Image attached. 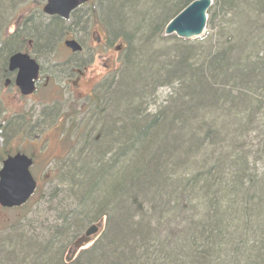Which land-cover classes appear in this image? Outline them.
<instances>
[{
    "label": "trees",
    "instance_id": "trees-1",
    "mask_svg": "<svg viewBox=\"0 0 264 264\" xmlns=\"http://www.w3.org/2000/svg\"><path fill=\"white\" fill-rule=\"evenodd\" d=\"M191 1L179 0L168 13ZM213 1L203 38L175 45L174 59L160 63L145 53L144 64H127L129 86L143 83L133 95L122 87L110 94L111 113L105 86L95 107L99 131L84 138L90 143L82 159L68 160L73 186L60 192V221L45 234L0 239V264H264V153L244 139L254 131L264 138V0ZM31 28L46 51L62 33L55 22ZM11 47L9 40L0 48V75ZM159 87L170 94L148 115L146 99ZM131 155L141 163L132 164ZM101 214L108 228L75 259L62 260L58 240Z\"/></svg>",
    "mask_w": 264,
    "mask_h": 264
},
{
    "label": "rangeland",
    "instance_id": "rangeland-1",
    "mask_svg": "<svg viewBox=\"0 0 264 264\" xmlns=\"http://www.w3.org/2000/svg\"><path fill=\"white\" fill-rule=\"evenodd\" d=\"M178 1L179 0H92L89 6L83 7L74 13L68 22L58 23L62 32L64 30L69 31L72 25H77V29H73L76 30V32L70 33L71 35H69L82 43L83 52L81 56L76 55L68 57L61 45L63 35L61 34L55 38L51 44L50 50L47 51L48 56H46L51 59L50 63L52 65L56 66V64H59L62 66L58 67L56 70H51L52 79L57 80L70 77L68 69L72 67L80 71L84 68H88L85 77L97 81L101 80V85L105 84L111 86L110 88L112 91L109 93L110 103L109 108H107L109 113H111L112 94L114 95L116 91L123 92L121 91L122 87L124 90L123 93H126L125 96L133 95V93L130 92H133L137 87L141 88L140 85L143 83L142 81L140 85H138L139 80L131 83L132 85L129 86V80H132V65L126 67L128 63L131 62L133 65L135 64L137 66L142 64L144 58L143 54L145 53L158 55L157 61L160 63L175 58V55L173 53L171 55L170 51L174 50L175 45H182L183 43L172 37H163L162 30L167 21L174 16L173 14L175 11L171 13L168 12ZM43 4L44 0H0V48L2 46L5 47L4 43L6 40L9 41L10 27L13 25L17 31L19 28L23 27L22 21L25 18L32 17L36 20L37 15L41 14L37 9L41 8ZM87 14L89 15L87 16ZM37 22L38 20L35 21V23ZM52 23V21L47 20L45 21L44 27L50 26ZM159 25L161 26L157 33L155 32V28ZM33 26L34 24L31 25V32L35 30V26ZM21 29H24V31L29 30L28 27H23ZM88 33L90 36L89 40L86 37ZM98 36L104 37L105 44H111L114 48L122 44L121 53L116 57L117 59L115 62L110 63L111 65L113 64L112 66L108 63L107 67L104 68L103 66L106 64L105 60H99L97 58L100 51L97 48L98 44L95 37L97 38ZM85 39L88 40V42ZM13 48L14 47H11V49ZM176 48H178V46ZM8 56L9 53L5 57V62ZM91 57H94L92 61ZM154 62L152 63L155 64ZM79 65H81L80 68ZM122 71L123 75H121ZM1 75H3V71ZM123 79L128 82L125 80L123 81ZM57 82L58 81H56V83ZM124 85L125 87H123ZM151 90L152 93L148 94L151 95L150 99H146V102L148 101V106L146 107V113L148 115H153L155 112L161 110V108L165 106L164 103L170 94V89L166 87H159L156 90ZM9 93V89L7 88V90L0 95V160L5 158L6 154L11 155L15 152H20L33 158L34 166L31 170L33 172L32 176L38 181L39 186L36 194L25 206L13 210H3L0 208V239L7 238L10 233L15 232L27 233V235L30 233H36L38 235L41 233L45 234L42 229L54 225L55 220L60 217V211H62L61 207L58 206H62V203L59 202V200L62 199L60 192H62V189H64L63 192H65L69 184L73 186L71 175H69V173L73 172V169L70 163L67 165L68 160L76 161L82 159L84 156L82 153L85 154L86 152V144L88 147L90 143L85 141L86 139H82L79 144H77L78 136L71 131H67L64 138H62L58 130L45 131V126L54 127V129L60 126L62 128L77 126L74 122L66 120V118H60L62 111L65 110L63 108L61 111L60 108L66 106L64 100L66 101L68 99L67 97L60 99L62 103L51 105V107L54 108V117L36 119L37 115H41L43 108H49L46 106V103L49 106L52 104L53 100L49 98V95H39L29 100L17 102L9 98ZM35 100L42 101L43 104H39L35 102ZM198 100H200L199 104L205 105L206 99ZM83 101L85 100L78 101L77 105L84 104L85 102ZM69 102H72V98L68 99V103ZM123 106H126V102L122 101L118 103V110H120L121 107L123 108ZM114 108H116V106H114ZM83 111H85V108ZM86 115L87 114H81V117L84 118ZM23 116L27 117L26 120ZM189 117L191 116L189 115L187 118H192ZM23 122H25L23 127H25V130H30V133L24 134V132L28 130L22 131ZM88 126L95 128L97 125L94 123L93 119H89ZM244 137L246 147L249 150V146L251 147L253 145L254 150H257V154L264 153V145L261 143L264 138H262L260 132H246ZM144 141L146 142L144 147L151 146L153 142L152 138L148 142L147 140ZM139 146H137V150ZM130 158L132 164L141 163V155H131ZM48 159H55L57 162L63 160L57 165L49 164L48 167H46V161ZM184 164L185 160L181 162V165ZM56 167L59 171L58 177H60L57 180L53 177L51 178L49 173L54 171ZM45 175H48V177L43 179L42 176ZM78 179L79 183L83 181V178L78 177ZM107 186L104 192H110ZM56 187L58 193L52 195L49 191H52ZM88 202L89 199H86L83 207L86 208ZM65 203L67 205L70 204V202H66V200ZM57 207H59L58 215L56 211H53L54 208L57 210ZM112 217L113 216H111V219ZM89 218L90 219L82 221L83 225L81 226L80 233L78 230H75L77 229L76 226L73 231H70V239H66V237L58 240V243L63 246L61 254L62 260H70L67 249L74 241V233L72 232H78L77 235L79 236L89 225H95L100 221L104 222L102 225L103 229L106 230L108 228V220L110 218L108 219L107 215L101 214V216L97 218ZM58 220L56 221L58 222ZM99 234L100 233H97L93 236L90 241L96 239Z\"/></svg>",
    "mask_w": 264,
    "mask_h": 264
},
{
    "label": "flooded vegetation",
    "instance_id": "flooded-vegetation-1",
    "mask_svg": "<svg viewBox=\"0 0 264 264\" xmlns=\"http://www.w3.org/2000/svg\"><path fill=\"white\" fill-rule=\"evenodd\" d=\"M45 2V0H44ZM35 19H33L32 17H27L25 18L22 22H23V27H30L32 25V23L34 22ZM36 20H38L37 23H35L36 27L38 28H42L45 25V21L47 20H54L57 22H61L62 21L57 18V17H46L44 15H37ZM35 20V21H36ZM21 27V28H23ZM72 27L77 29V25H73ZM19 28L17 31L14 28V26L12 25L10 27V32H9V40L12 42V44H14V48L12 53H10V55L7 58V61L4 64V70H3V75L0 76V94L3 93L4 91L7 90V88L9 89V94H10V99L16 100L17 102H21V101H25V100H29L32 99L33 97H37V96H43V95H49V98L53 100L52 104H50V106L46 103V106L49 107L47 108H43L41 115H37L36 119L38 118H46V117H54L55 113H54V108L51 107V105L53 104H58V103H62L60 102V99L67 97L72 98V102L68 103V99L65 101L64 103L66 104L65 107L60 108V110L62 111V109L64 108L65 110L62 111V115L60 116V118H66L69 122L72 121L74 122L77 126L76 127H64L62 128L61 126L59 128H55L54 127H47L45 126L44 128L46 129L45 131H49V130H58L60 131L59 133L63 135H65L67 133V131H71L72 133H74L76 136H78V143L84 139L85 137L89 136L90 134H95L96 132H98V128H92L90 126H88L89 124V119H94L96 118V116L98 115V112H95V107L98 105L97 103V92L102 90V86L100 87V83L101 80H94L92 78H87L85 77V73L87 72L88 68H84L80 71L79 69L73 68V69H69V73H70V77L68 78H63V79H57V80H53L52 79V75H51V70H56L58 69V67H60L61 65L56 64V66L52 65L50 63L51 59H48L47 55V51L45 50L44 46H41V40L38 36H36L35 34H31L29 31H24V29ZM76 30H64L62 35V43L66 40H74L75 38H73L72 36H70V33H75ZM70 34V35H69ZM86 37L88 38V40L90 39L89 33L86 34ZM37 39V40H36ZM86 40V39H85ZM88 40H86L88 42ZM95 40L98 44V50L100 51L99 55H98V59L99 60H105L106 64L103 66L104 68L107 67V64L109 63H113L115 62V60L117 59L116 57L121 53L122 50V45L119 44V46H116L115 48L109 44L106 45L105 41H104V37H95ZM81 47V52L78 54H70L67 53L68 57L71 56H76V55H80L83 52V46L82 43L79 42L78 40H75ZM61 43V44H62ZM113 47V48H112ZM120 48L119 51H115L116 49L118 50ZM96 49V48H95ZM68 52V51H67ZM16 53H20V54H26L28 55L31 59H34V61L36 62V64L39 67V72H38V79L37 81L34 83V92L32 95L30 96H23L21 95L20 91L17 89V87L15 86V77L17 75L16 72H10L8 70V59L16 54ZM94 59V57H91V61ZM49 60V62H48ZM111 65V64H110ZM113 65V64H112ZM111 65V66H112ZM56 81H58L56 83ZM81 100H85L83 102H85L84 104H80L77 105L78 101ZM35 102L39 103V104H43L42 101H36ZM88 106V107H87ZM85 108V111H83V109ZM52 110L51 115L45 116L44 111L46 110ZM89 109V110H87ZM81 114H87L84 118L81 117ZM59 115V112H58ZM23 118L26 120V116H23ZM21 118V119H23ZM23 119V120H24ZM31 119V118H29ZM25 124V122L22 123V131L25 130V127H23ZM29 128V127H27ZM28 130V129H26ZM25 130V131H26ZM27 132H31L30 130H28ZM44 132V131H43ZM25 133V132H24ZM46 164V167H48V165H56L58 164L57 161H55V159H48ZM32 163L33 160H32ZM51 177H58L59 176V171L56 167V169H54V171L49 172ZM48 177V175L43 176V179H46Z\"/></svg>",
    "mask_w": 264,
    "mask_h": 264
},
{
    "label": "water",
    "instance_id": "water-1",
    "mask_svg": "<svg viewBox=\"0 0 264 264\" xmlns=\"http://www.w3.org/2000/svg\"><path fill=\"white\" fill-rule=\"evenodd\" d=\"M87 1L47 0L42 11L48 16H58L66 20L72 11ZM211 6L212 0H193L166 24L163 37L174 36L186 42L199 39L205 31L206 14ZM64 46L73 53L80 51V47L74 41H66ZM8 70L18 72L15 79L16 87L22 95H30L33 92V83L37 79L36 63L26 55L16 54L9 59ZM30 164V160L19 154L3 161L0 170V206L2 208L19 207L32 195L35 182L28 172ZM101 226L100 222L97 226L89 227L84 237L73 243L74 250L87 244L88 237L94 235Z\"/></svg>",
    "mask_w": 264,
    "mask_h": 264
},
{
    "label": "bare ground",
    "instance_id": "bare-ground-1",
    "mask_svg": "<svg viewBox=\"0 0 264 264\" xmlns=\"http://www.w3.org/2000/svg\"><path fill=\"white\" fill-rule=\"evenodd\" d=\"M171 20V19H170ZM170 20H168L167 22H169ZM8 40L5 41L4 45L6 44ZM97 134V133H96ZM88 137V136H87ZM72 250V243L70 244L69 248L67 249V253H70ZM76 257V256H75ZM75 257H73V259H75Z\"/></svg>",
    "mask_w": 264,
    "mask_h": 264
}]
</instances>
